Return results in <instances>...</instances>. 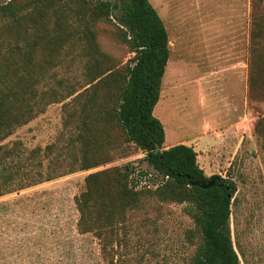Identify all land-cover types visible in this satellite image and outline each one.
<instances>
[{
	"label": "rangeland",
	"instance_id": "374dc122",
	"mask_svg": "<svg viewBox=\"0 0 264 264\" xmlns=\"http://www.w3.org/2000/svg\"><path fill=\"white\" fill-rule=\"evenodd\" d=\"M8 1L0 0V6ZM148 2L162 20L168 39L161 91L152 111L165 133L163 145L172 140L188 144L206 176H227L234 182L229 215L233 249L240 264H264V72L258 80H250L251 0ZM19 5L20 11L13 16L0 15V60L8 56L16 33L23 32V23L13 30L23 15V0ZM256 13L264 15V0H258ZM99 43L106 54L122 63L131 56L107 35L100 36ZM258 50L264 51V36ZM85 60L71 46H63L58 63L44 73L38 88L60 82L80 92L87 82ZM206 80H211L215 94L207 104L202 92ZM64 131L61 103L50 104L1 144L18 142L25 156L36 147L63 145ZM142 157L143 153L132 149L128 157L88 172L131 163L135 172L149 174L135 176L137 187L151 188L160 176ZM24 171L37 179L46 169L26 166ZM88 172L0 196V264L186 263L194 245L185 241L184 234L193 224L182 205L144 200L142 209L127 215L115 241L104 249L91 233L78 234L73 198L82 190ZM27 178L23 176V184H30Z\"/></svg>",
	"mask_w": 264,
	"mask_h": 264
},
{
	"label": "trees",
	"instance_id": "16d2710c",
	"mask_svg": "<svg viewBox=\"0 0 264 264\" xmlns=\"http://www.w3.org/2000/svg\"><path fill=\"white\" fill-rule=\"evenodd\" d=\"M19 1L0 6V15L20 11ZM257 4L251 0L250 80H258L264 72V51L258 50L264 15L256 13ZM22 10L13 30L23 23V32L16 33L8 56L0 60V196L103 167L135 149L160 181L151 188H138L135 176L147 172H135L131 163L88 172L73 198L78 234L91 233L104 249L115 241L127 215L152 199L182 205L193 224L184 234L185 241L194 245L184 264H240L229 229L234 182L227 176H206L189 146L162 149L163 128L152 110L161 91L168 39L148 0H23ZM105 35L125 47L131 55L126 62L100 48L99 37ZM63 46H71L86 59L85 88L78 92L58 82L39 89L40 79L58 63ZM55 103H61L65 129L61 139L66 143L36 147L25 156L20 143L1 144ZM26 166H44L46 171L35 179L24 171ZM23 176L30 184H23ZM211 178L207 189L190 184H205Z\"/></svg>",
	"mask_w": 264,
	"mask_h": 264
},
{
	"label": "crops",
	"instance_id": "0c3cea01",
	"mask_svg": "<svg viewBox=\"0 0 264 264\" xmlns=\"http://www.w3.org/2000/svg\"><path fill=\"white\" fill-rule=\"evenodd\" d=\"M206 78L205 79H209V77L210 76H205ZM206 82H207V87H206V89L205 90H203L202 92H204L205 93V98H204V102L206 101V104L208 103V102H212L213 100H214V89H213V86L211 85V80H206ZM198 92H201L199 89H198ZM203 102V105L205 104ZM205 104V105H206ZM204 105V106H205ZM154 108V107H153ZM153 111V110H152ZM164 133V132H163ZM164 138H165V133H164ZM197 139V138H196ZM200 139V138H199ZM164 142V141H163ZM182 142H179V141H175V140H172L168 145H163L162 144V149H167V148H169V147H171V146H174V145H177V144H181ZM184 145V144H183ZM186 146H189L188 144H186ZM193 149V148H192ZM194 151V150H193ZM195 152V151H194ZM197 162V161H196ZM205 173V172H204ZM207 176H209V175H207Z\"/></svg>",
	"mask_w": 264,
	"mask_h": 264
},
{
	"label": "water",
	"instance_id": "95a60500",
	"mask_svg": "<svg viewBox=\"0 0 264 264\" xmlns=\"http://www.w3.org/2000/svg\"><path fill=\"white\" fill-rule=\"evenodd\" d=\"M213 179L211 178L207 183H200V184H197V183H190L191 185H194V186H198L199 188H201V189H207V188H209V187H211L212 186V184H213Z\"/></svg>",
	"mask_w": 264,
	"mask_h": 264
},
{
	"label": "built area",
	"instance_id": "2783aa9c",
	"mask_svg": "<svg viewBox=\"0 0 264 264\" xmlns=\"http://www.w3.org/2000/svg\"><path fill=\"white\" fill-rule=\"evenodd\" d=\"M149 174H147L146 176H148ZM145 177V176H144ZM166 178V177H165Z\"/></svg>",
	"mask_w": 264,
	"mask_h": 264
}]
</instances>
